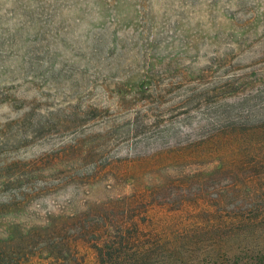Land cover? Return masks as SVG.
<instances>
[{
  "label": "rangeland",
  "instance_id": "rangeland-1",
  "mask_svg": "<svg viewBox=\"0 0 264 264\" xmlns=\"http://www.w3.org/2000/svg\"><path fill=\"white\" fill-rule=\"evenodd\" d=\"M262 88L264 0H0V264H97L100 217L167 264L263 258L264 109L209 136Z\"/></svg>",
  "mask_w": 264,
  "mask_h": 264
},
{
  "label": "trees",
  "instance_id": "trees-1",
  "mask_svg": "<svg viewBox=\"0 0 264 264\" xmlns=\"http://www.w3.org/2000/svg\"><path fill=\"white\" fill-rule=\"evenodd\" d=\"M260 97L261 100H259ZM260 109H264V88L258 89L254 95L240 98L236 103L226 104V116L224 112L216 114L211 125H214L217 129L213 130V133L209 136L218 141H226V144L237 142L241 133L251 131L245 127L244 120H248L253 111H259ZM232 113L234 114L232 115ZM231 120L238 126H231ZM258 121L264 122V115ZM256 129L264 135V124L254 127V130ZM262 197L260 195V198ZM136 226V224H133V229ZM129 228L131 226H127L126 223L111 221L103 217L82 228L93 235H96L97 232L100 234L92 240L93 245L91 246L95 252L97 264H167L168 252L163 251L165 247L160 245L158 239L148 238L145 241L143 239L145 235L130 234V232H127ZM54 229L60 235L64 227H54ZM109 230L113 231L115 235H110ZM73 242L76 243L77 240ZM60 244L61 246L68 245L69 241L64 239L63 243L60 242ZM67 257L66 259L59 256L52 259H56L57 262H71L72 264H78L80 260L75 253L68 254ZM263 261L264 257H255L250 261V264H264Z\"/></svg>",
  "mask_w": 264,
  "mask_h": 264
}]
</instances>
